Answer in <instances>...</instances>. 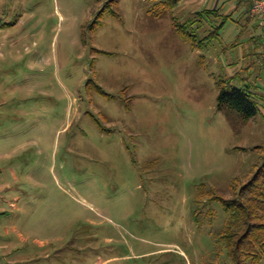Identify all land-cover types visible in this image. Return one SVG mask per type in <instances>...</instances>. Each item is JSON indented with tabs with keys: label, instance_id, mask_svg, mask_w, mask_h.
Wrapping results in <instances>:
<instances>
[{
	"label": "rangeland",
	"instance_id": "rangeland-1",
	"mask_svg": "<svg viewBox=\"0 0 264 264\" xmlns=\"http://www.w3.org/2000/svg\"><path fill=\"white\" fill-rule=\"evenodd\" d=\"M246 1L0 0V264L231 262L212 196L264 155V103L218 106L236 74L264 94Z\"/></svg>",
	"mask_w": 264,
	"mask_h": 264
},
{
	"label": "trees",
	"instance_id": "trees-1",
	"mask_svg": "<svg viewBox=\"0 0 264 264\" xmlns=\"http://www.w3.org/2000/svg\"><path fill=\"white\" fill-rule=\"evenodd\" d=\"M184 0H150V13L173 12ZM246 20L256 19L258 16L251 13L252 0H247ZM249 3V6H248ZM219 8H205L196 13L204 18V15L221 16L223 20L231 17L232 13H222ZM203 22V21H202ZM225 22V21H224ZM223 22V23H224ZM195 20L188 19L184 22L175 21L178 32L183 34L195 47H201L205 41L211 38V33L201 38L194 29ZM204 23V22H203ZM223 25V24H222ZM191 27L188 30V27ZM220 27V26H219ZM217 27V28H219ZM262 33L253 36L252 39L262 47L258 54L259 62L264 58L263 29ZM253 62L250 67L257 66ZM258 67H261L258 64ZM242 78L240 74L228 78H222L219 82L220 93L218 95L219 108H228L238 111L244 120L255 118L260 112V106L264 103V94L258 91L257 85L242 83L236 86L234 81ZM103 92V90H101ZM263 102V103H262ZM230 197L218 196L215 192L212 198H220L224 208L230 213V220L226 229L221 233V239L228 248L231 262L229 264H264V155L262 160L255 164L245 180H240Z\"/></svg>",
	"mask_w": 264,
	"mask_h": 264
},
{
	"label": "built area",
	"instance_id": "built-area-1",
	"mask_svg": "<svg viewBox=\"0 0 264 264\" xmlns=\"http://www.w3.org/2000/svg\"><path fill=\"white\" fill-rule=\"evenodd\" d=\"M251 13L258 16L260 24L263 29V43H264V0H252Z\"/></svg>",
	"mask_w": 264,
	"mask_h": 264
},
{
	"label": "crops",
	"instance_id": "crops-1",
	"mask_svg": "<svg viewBox=\"0 0 264 264\" xmlns=\"http://www.w3.org/2000/svg\"><path fill=\"white\" fill-rule=\"evenodd\" d=\"M184 1H186V0H184ZM212 0H204V2H205V4L206 3H209V2H211ZM219 6L218 5H215V8H218ZM257 22V27H258V29L260 30V34L262 33V30H261V27H260V23L258 22V21H256ZM253 36H255L253 33L251 34V38L253 37ZM262 58H264V55L263 56H261ZM259 58V57H258ZM262 62V61H261ZM264 63V62H263ZM261 64V63H260Z\"/></svg>",
	"mask_w": 264,
	"mask_h": 264
}]
</instances>
